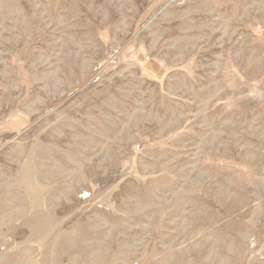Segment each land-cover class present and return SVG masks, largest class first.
Returning a JSON list of instances; mask_svg holds the SVG:
<instances>
[{
  "label": "rangeland",
  "instance_id": "1",
  "mask_svg": "<svg viewBox=\"0 0 264 264\" xmlns=\"http://www.w3.org/2000/svg\"><path fill=\"white\" fill-rule=\"evenodd\" d=\"M0 264H264V0H0Z\"/></svg>",
  "mask_w": 264,
  "mask_h": 264
}]
</instances>
